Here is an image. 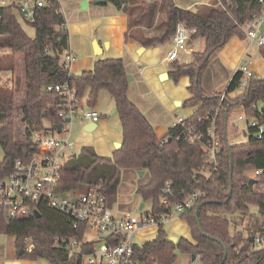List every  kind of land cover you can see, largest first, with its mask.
<instances>
[{
  "label": "trees",
  "instance_id": "1",
  "mask_svg": "<svg viewBox=\"0 0 264 264\" xmlns=\"http://www.w3.org/2000/svg\"><path fill=\"white\" fill-rule=\"evenodd\" d=\"M107 1L127 16L126 40L141 33L140 42L145 47L165 43L174 36L180 23L196 29L192 40H203L204 49L193 51L189 63L174 61L169 75L176 82L188 78L190 97L185 104L197 106L192 121H198L218 106L222 93L205 92L202 77L218 50L233 37L244 38L236 22H245L251 17L258 9L257 0H214L201 6L197 12L174 7L172 0L152 3L146 0ZM59 10L56 0H47L46 5L38 9L35 36L32 38L17 21L11 7L0 9L2 57L5 51L11 57L20 54L24 68L23 97H20L21 80L16 78L14 57L10 59L9 67L0 62V73L11 71V75L7 73L8 77L0 82V149L3 153L0 157V179L11 172L15 161L27 159L38 151L30 138L33 131L63 123L57 109L62 98L55 92H47L48 85L64 86L69 83L75 86L80 102L89 91V108L95 107L100 92L106 91L121 119V147L111 157L98 154L93 147H82L76 157L73 154L69 158L62 171L61 191L82 194L95 184L103 183L108 205L112 207L117 202L122 171H147L151 181L139 188L137 195L144 203H151L153 213H161L165 210L161 206V189L167 181L172 182L179 200L194 190L202 189L205 199L181 217L189 226L191 239L180 237L178 243L173 244L167 241L170 236L165 227H159L154 240L135 246L137 257L144 264H176L180 254L196 255L202 264H220L224 259L225 245L228 250L225 264H264L262 255L253 250L254 245L250 241L253 235L264 233V226H254L246 237L243 232L235 231L237 221L233 225L231 218L234 214L249 215L252 206L258 207L259 213L264 216V192L258 185L250 189L248 184L253 170H264V139L259 141L251 136L242 144H232L228 139L231 109L239 108L248 117L263 116L264 78L254 75L242 95L232 98L242 78L241 73L234 74L226 89L225 102L230 111L222 112L219 117L221 166L211 179L206 180L202 175L195 178L194 175L204 166L201 147L177 140L172 129L166 139L158 138L154 127L128 96L130 81L122 59L100 58L92 70L84 71L80 76L72 75L63 68L58 53L68 44L69 35L61 28L65 19ZM163 12L166 17H163ZM46 49L53 50L57 58H52L45 52ZM259 51L264 59V47ZM226 124L230 151L225 140ZM22 127L27 128L26 133L22 132ZM231 185L232 195L226 202ZM39 213V218L10 220L6 211L0 208V235L15 238L19 258L47 264H80L84 255L95 249V243H85L77 253L70 255L62 239L70 241L78 238L82 242L85 228H74L72 220L47 206L39 209ZM27 238L33 240L31 252L25 251ZM57 240L60 242L57 243ZM175 251H179L177 256Z\"/></svg>",
  "mask_w": 264,
  "mask_h": 264
},
{
  "label": "built area",
  "instance_id": "2",
  "mask_svg": "<svg viewBox=\"0 0 264 264\" xmlns=\"http://www.w3.org/2000/svg\"><path fill=\"white\" fill-rule=\"evenodd\" d=\"M57 1V0H56ZM258 9L245 22H236L239 30L244 35L247 45H255L258 49L264 47V0H257ZM47 0H0V9L11 7L20 21L34 27L37 11L46 5ZM60 13V12H59ZM2 19L0 15V20ZM67 31L66 22L61 26ZM197 33L194 28L184 23L177 26L173 36L174 46L168 53L164 62L177 61L179 53L187 51V47L193 36ZM53 50L46 49L51 54ZM247 54V53H246ZM60 63L70 74V68L75 60L72 48L67 44L59 50ZM244 56V64H241L236 73H241L237 87L245 89L248 81L254 76L251 62ZM47 92L59 94L62 101L57 105L59 117L63 120L62 130L57 126L46 127L31 133L32 142L38 147L36 153H32L27 159L15 161L11 172L0 179V208L6 211L10 220H24L35 216V212L44 206L67 216L74 223V228H85V236L91 234L97 237L95 241L82 242L78 238L70 241L62 239L70 255L77 253L79 247L85 243H95V249L84 255L80 264H144L136 255L135 246L143 245L134 243L133 237L150 229L158 230L169 222L181 218L183 215L195 209L200 201L205 199L202 189L194 190L179 200L175 196L171 181H167L161 189V206L164 212H147L139 218L131 214L115 215L108 205L103 183H97L82 194L63 193L60 189L61 174L72 153L75 142L71 138L68 125L76 119H85L90 123L98 124L100 114L93 108L85 109L77 99L76 87L66 83L62 85H48ZM226 93H223L218 106L212 108L198 121H192L191 117L177 115L174 117L171 129L175 130L176 139L187 144L199 145L202 150L204 166L194 175L211 179L219 170V160L222 143L219 130V117L224 111L229 112L226 105ZM69 119L70 122L66 123ZM239 121L246 123V128L238 132L248 137L254 136L257 140L264 139V114L260 118L248 117L243 112L238 117ZM67 124V125H66ZM66 125V126H65ZM23 133L27 128L23 127ZM256 180L254 187L258 185L264 192V170L256 169L249 174V180ZM105 235L106 237H102ZM253 250L260 253L264 259V233L253 235ZM116 240L118 242L116 243ZM115 241V242H114ZM27 251L34 248L32 238ZM57 243L60 240L56 241ZM190 264H202L199 256Z\"/></svg>",
  "mask_w": 264,
  "mask_h": 264
},
{
  "label": "crops",
  "instance_id": "3",
  "mask_svg": "<svg viewBox=\"0 0 264 264\" xmlns=\"http://www.w3.org/2000/svg\"><path fill=\"white\" fill-rule=\"evenodd\" d=\"M57 1L60 5L59 12L63 15L66 22V28L69 35L68 45L72 48L75 54V60L70 68L71 74L75 75L84 71L92 70L95 62L100 58L122 59L128 75L133 78L128 90L130 100L143 112L147 120L154 127L158 138L166 139L171 131L174 117L180 115V112L169 107V104L165 102L166 98L161 94H158L160 95L158 101H152L149 99L152 96V92H150L151 87L148 83V78L145 76L146 66H143L142 63L150 62L151 64L149 66L154 70L161 69L160 72L166 71H163L162 68L169 64L170 67L168 66L167 68V75L170 77L169 72L173 62H164V59L173 49V37L167 40L170 42L171 46L166 54L159 60L155 58L159 52V47H157L159 43L147 47L143 46L140 42L143 36L141 33H137L134 37L126 40V33L128 32L127 16L108 1L106 4H97L98 0H80L79 3H87L85 10H89L87 17L83 19H75L73 15L75 2L71 8L72 10L68 11L69 3L65 0ZM213 1L214 0H172V4L174 7L180 9L197 12L201 6L211 4ZM64 2H66V6L64 5ZM14 14L17 21L26 32V24L20 21L16 13ZM33 30L35 31L34 28ZM34 36L35 34L30 37L33 38ZM92 42L95 44V48L92 47ZM199 42L200 41L198 40L190 41L187 51L179 53L178 61L183 54L191 55V53L195 51V45ZM244 43H247L244 39L233 37L226 46L214 54L202 77V88L205 92L209 94L223 93L221 90L227 89L234 74L242 64L244 56L246 53L248 55L250 53V48ZM243 45L247 47L246 50H244ZM141 49L144 50L141 51ZM139 51H141V53H139ZM145 57L149 58V60L145 59ZM251 69L254 74L258 73L253 67H251ZM186 82V92L189 98L190 95L187 91L189 85L188 78ZM224 93H226V90H224ZM188 98L186 100H188ZM82 104H84L83 101L81 102V105ZM181 105H183V103H181ZM181 105H176V107L178 108ZM195 109H197V106H194L192 113L186 115V117H192ZM89 125L86 127V131ZM122 142L123 137L119 143L122 144ZM94 149L98 154L105 156L96 148ZM115 150L116 147H114L112 153H114ZM78 153L73 154L77 155ZM150 181L151 176L147 171L141 176L139 175V171L133 169L123 170L117 191L116 206L113 205L111 207L114 214L119 216L131 214L130 212H133L137 205L136 198H139L137 190L148 185ZM144 208L142 214L147 213L144 212ZM149 212H151V210ZM187 239H191V233ZM0 257L3 260L2 251H0ZM187 257H189L190 263L193 262L192 256L187 255Z\"/></svg>",
  "mask_w": 264,
  "mask_h": 264
},
{
  "label": "rangeland",
  "instance_id": "4",
  "mask_svg": "<svg viewBox=\"0 0 264 264\" xmlns=\"http://www.w3.org/2000/svg\"><path fill=\"white\" fill-rule=\"evenodd\" d=\"M67 3H69L68 11L72 10V6L74 4V17L75 19L78 18H86L89 10H85L82 3H79L80 0H65ZM66 2H64L66 6ZM164 10H166L164 8ZM163 17H166V13L163 12ZM70 18V17H69ZM26 32L29 36H33L35 34V31L31 26L26 25ZM244 39V38H242ZM245 40V39H244ZM199 43L195 45V50H203L204 49V41L199 39ZM247 46V43H244ZM171 44L169 41L165 43L158 44L157 47H159V52L157 54V59H161L166 52L169 50ZM244 46V50H246V46ZM92 47L95 48V44L92 42ZM249 47V46H248ZM250 53L249 55L246 54V58L251 62V66L253 69H255L258 73L254 75H258L259 77L264 78V59L257 47L255 45L250 46ZM3 50L0 51V62L4 66L9 67L11 64L10 59L13 57V62H15V69H16V78H19L21 80V86H20V97H23V80H24V68L22 65V62L20 60V54H15V56L11 57L7 51H5V56L3 55ZM193 53V52H192ZM79 54V53H78ZM145 59L149 60V58L145 57ZM153 59V57H152ZM192 60L191 55L183 54L180 58V63L185 64L189 63ZM144 62V61H143ZM241 62V61H240ZM150 62H144L142 63L143 66H146V78H148V83L150 84V92H152L151 98H149L152 101H158L160 95L164 96L166 98L165 102L169 104V107L174 108V110H178L181 116H186L192 113L193 107L188 106L184 104L185 100L188 98L187 92H186V84H187V78H183L180 81L176 82L172 77H163L168 73L167 68L169 64L166 65V67H163L164 72H160L161 69L154 70L152 67H150ZM244 64V61L242 62ZM170 67V66H169ZM10 72V73H9ZM9 72H2L0 73V82L2 80L4 81L8 74L11 75V71ZM83 73V72H82ZM82 73L75 74V76H80ZM130 76V75H129ZM223 89L221 92L224 93ZM245 89L237 88V90L232 93L231 97L235 98L237 96L242 95ZM89 91L84 97L82 106L85 109H88L87 106V95ZM222 93V94H223ZM17 99V98H16ZM19 100V99H17ZM181 102L183 105L176 107V103ZM166 104V103H165ZM93 109L97 110L100 114V122L97 124V128L94 131H86V127L90 124L88 120L85 119H76L72 124L68 125V129L71 131V138L75 142V147L69 152V153H78L84 146H91L96 148L101 154H104L107 157H111L113 155V150L115 147V144L119 143L120 140L123 137V130H122V124L121 119L118 114H113V111L115 110V103L112 100L111 96L108 92L102 91L99 94L97 104ZM242 113L241 109L233 108L231 109L230 115H229V132H228V139L229 142L232 144H242L246 143L248 141V137H245L242 133H239L238 128L241 130L246 128V123L244 121H239L238 117ZM67 125V124H66ZM65 125V126H66ZM23 128V127H22ZM84 137V138H81ZM112 153V154H111ZM3 156L2 150L0 149V157ZM137 199V205L133 212H130L133 217L139 218L142 214V211H140V205L143 202V200L140 198ZM116 206V205H114ZM151 210V203H145L144 212H149ZM118 214V213H117ZM125 214V213H124ZM239 217L240 219H244L242 222L240 219H237ZM233 220V225L235 221H237V224L234 225L236 232H243L245 236L247 237L253 230L254 226L257 225H263L264 226V216H262L259 213V209L256 206L251 207V212L249 215L243 217L240 214H234L231 216ZM165 231L168 233L170 237H184L189 238L190 231L188 229L187 223L179 218L176 221L169 222L165 225ZM157 236V230L156 229H150L147 231H143L139 234H136L133 237L134 243L142 244L144 242L152 241ZM97 239L96 236L87 234L85 236V241H95ZM30 242H27V247L30 246ZM0 251H2L3 260L0 257V264H42L39 261H32L27 258H19L18 252L16 250L15 245V238L1 234L0 235ZM176 264H190L189 257L187 255L180 254L178 257V260Z\"/></svg>",
  "mask_w": 264,
  "mask_h": 264
},
{
  "label": "water",
  "instance_id": "5",
  "mask_svg": "<svg viewBox=\"0 0 264 264\" xmlns=\"http://www.w3.org/2000/svg\"><path fill=\"white\" fill-rule=\"evenodd\" d=\"M148 3H152V2H154V1H160V0H146ZM101 3H103V4H106L107 3V0H98L97 1V4H101ZM87 6V3H83V7L85 8ZM142 50H144V49H141V51ZM141 51H139V53H141ZM50 56L52 57V58H54V59H56L57 58V55L55 54V52L54 51H52L51 52V54H50ZM163 77H165V78H167L168 77V75L166 74V75H164ZM133 80V78H132V76H129V81L131 82ZM176 105L178 106V105H181V102H177L176 103ZM264 111V110H263ZM113 114H117V111H116V109L113 111ZM70 122V120L69 119H67L66 120V123H69ZM227 127H228V125L226 124V128H225V140H226V143H227V147H228V151H230V146H229V144H228V139H227ZM97 128V124L96 123H90V125H89V127L87 128V131H94L95 129ZM57 130L59 131V132H61V130H62V125H57ZM115 147H116V149H119L120 147H121V144L120 143H117L116 145H115ZM77 155H74V157H76ZM231 164H232V158H231ZM144 173H145V171H139V175H144ZM232 174H233V167H231V180H232ZM249 188L250 189H253L254 188V185L256 184V180H254V179H250L249 180ZM232 185H231V190H230V194H229V196H228V198H227V200H226V202H228L229 200H230V198H231V195H232ZM144 206H145V203H142L141 205H140V211H142L143 210V208H144ZM198 210H199V208H198ZM35 217H37V218H39L40 217V213L39 212H35ZM200 227V226H199ZM200 231H201V228H200ZM102 237H106L105 235H102ZM178 237H169L168 239H167V241L168 242H171V243H173V244H177L178 243ZM250 241H251V243H253L254 242V237H251V239H250ZM224 253H225V255H224V259L222 260V262L220 263V264H225V262H226V259H227V253H228V250H227V247L224 245ZM179 254V251H175V256H177ZM196 260V255H193L192 256V261H195ZM42 264H47L46 262H44V261H42Z\"/></svg>",
  "mask_w": 264,
  "mask_h": 264
}]
</instances>
